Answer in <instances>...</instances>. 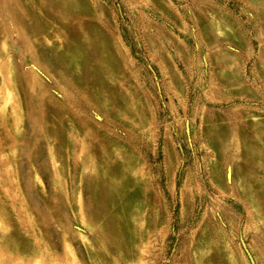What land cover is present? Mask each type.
<instances>
[{"label":"rangeland","instance_id":"1","mask_svg":"<svg viewBox=\"0 0 264 264\" xmlns=\"http://www.w3.org/2000/svg\"><path fill=\"white\" fill-rule=\"evenodd\" d=\"M0 264H264V0H0Z\"/></svg>","mask_w":264,"mask_h":264}]
</instances>
